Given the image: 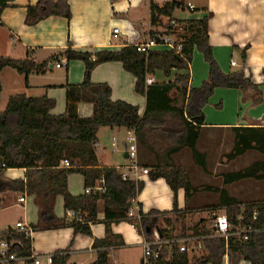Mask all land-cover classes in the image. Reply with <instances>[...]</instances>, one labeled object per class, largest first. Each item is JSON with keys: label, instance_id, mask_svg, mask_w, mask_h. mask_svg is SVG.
<instances>
[{"label": "trees", "instance_id": "trees-1", "mask_svg": "<svg viewBox=\"0 0 264 264\" xmlns=\"http://www.w3.org/2000/svg\"><path fill=\"white\" fill-rule=\"evenodd\" d=\"M116 2V0H112ZM14 0H0V19L3 12ZM184 9L181 2H167L160 7L151 5L150 23L160 26L163 18L170 19L166 25L167 35H171V24L176 11ZM60 16L70 21L72 13L67 0H40L36 7H29L27 25L34 26L50 17ZM212 14L196 21L183 23L185 36L180 55L173 51H153L140 53L136 46H127L120 51H100L97 53L74 51L69 48L64 56L68 63L81 61L85 65L84 81L67 89V110L62 116H53L51 111L55 102L47 97L28 98L25 95L12 96L7 109L0 113V162L9 169H26L28 188L37 194L41 207V225L43 228L71 227L75 235L92 237L90 224L98 221L99 207L103 204L106 237L95 239L93 248L98 253L94 264H109V251L120 247L124 242L112 232V224L127 221L134 200L145 188L143 181L125 179L115 167L97 168L98 132L102 128L133 129L138 143L155 157V165L149 171V179H164L174 193L172 214L178 213V192L184 190L189 202L197 193L190 175L182 166L176 165L174 156L188 149L194 163L208 173L206 155L200 153L197 145L205 124L204 108L218 88L239 90L244 100L259 105L263 101L261 86L254 84L244 73L226 74L214 58L209 42V21ZM0 21V26H1ZM154 33H152L153 35ZM203 54L209 65V77L201 87H191L190 65L194 52ZM246 52L242 54L246 61ZM118 62L135 79V92L146 97V109L142 116L139 108L125 102L112 101V89L107 84L92 83L94 69L104 63ZM49 62L37 64L27 57L13 60L0 57V99L3 91L1 73L5 68H12L28 77L30 74H43ZM174 81L164 84H146L147 77L162 72ZM264 74V69H263ZM80 103L94 105L95 113L91 118H80L77 107ZM234 148L229 155L231 160L248 152L264 154V127L234 128ZM87 158V161L85 160ZM64 161H69L70 168H61ZM1 173V172H0ZM82 174L89 193L73 196L68 189V176ZM264 180V161H258L249 167L224 176V184L230 185L245 180ZM104 180L103 189L95 191L97 182ZM23 187V182L20 183ZM220 194L221 203L227 207V216L235 226L246 227L251 224L257 232L248 240L236 236L228 239L214 236V227H197L192 230L193 237L202 238V255L190 258L188 252L180 253L172 247L171 259L166 260V250L156 264H222L228 256L230 264L247 261L250 264H264V202L247 204L241 209L237 200L230 198L225 189H212ZM58 196L64 198L66 212L74 213L71 219L57 220L54 217V203ZM227 200L229 202H227ZM162 215V220L171 228L173 219L167 213L150 211V216ZM258 220L253 222L254 215ZM154 219L145 218L140 227L150 225ZM129 223V222H128ZM139 227V225L137 226ZM162 231L164 239L171 238L170 229ZM37 229V228H36ZM188 231V230H187ZM7 232V234H6ZM10 232V233H9ZM9 233V234H8ZM147 241L152 235L144 230ZM183 232L180 238H186ZM13 242V252L18 257H30L33 252L32 240L15 233L12 228L0 231V241ZM21 243V245H20ZM70 248L57 251L50 264H68ZM15 264V263H13Z\"/></svg>", "mask_w": 264, "mask_h": 264}, {"label": "crops", "instance_id": "crops-1", "mask_svg": "<svg viewBox=\"0 0 264 264\" xmlns=\"http://www.w3.org/2000/svg\"><path fill=\"white\" fill-rule=\"evenodd\" d=\"M71 9L72 18L67 20L60 16H50L34 26L27 25V16L29 7H36L40 0H14L1 16L0 26V57L13 60H24L27 57L34 60L37 64L48 61L49 66L43 74H30L28 77L19 74L12 68H5L1 73V82L3 91L0 99V113L7 109L9 99L16 95H25L28 98L47 97L55 102V107L51 111L53 116H62L67 110V89L72 85H80L84 81L85 65L81 61H71L67 67L57 68L56 64L62 62L65 52L71 48L74 51L97 53L100 51H120L127 46H138L146 42L152 33H166V25L170 19L163 18L160 26L152 27L150 23L152 3L162 7L167 2H181L184 9L176 11L173 15L174 21L171 24V36L176 40L183 42L187 31L183 23L186 21H196L202 19L207 14H212L209 21V42L213 49L215 60L218 62L222 71L226 74L235 73L234 69L239 68L250 78L254 84L260 85L264 95V0H67ZM192 4L195 9L190 10L188 4ZM114 29H119V35L115 37ZM187 35H189L187 33ZM153 51H168L166 47H158ZM246 52V61L241 63L242 54ZM236 62V66L231 63ZM180 71H173L171 78L164 76L162 72H157L153 77L154 84H164L174 81L175 75ZM191 87L199 88L208 80L209 65L204 60V56L195 50L193 61L190 65ZM150 77H147L150 78ZM146 79V80H147ZM136 79L128 73L123 65L118 62L104 63L98 65L92 73V83L107 84L112 89V101L125 102L139 108V115L142 116L146 109V97L138 95L135 92ZM153 84V85H154ZM151 86V85H148ZM5 93L11 95L6 101L3 99ZM241 92L236 89L218 88L210 101L212 105L218 102L222 106L219 112L213 111L210 105H207L203 112L205 115V124L197 145L200 153L206 155L208 164V173L213 165L216 169L228 168V164H222L220 161L215 164L212 161L209 149H215L216 155H222V148L226 144L225 139H230L234 148L235 134L234 128L264 127V100L262 105L256 110L250 109L242 118L243 114L237 113L238 98H241ZM228 102L233 103V112L226 109ZM214 103V104H213ZM229 106V105H228ZM77 113L80 118H91L94 113V105L90 103H80L77 107ZM102 130H108V140L111 142L112 153L109 154L108 147L104 146L101 137ZM131 129L125 128H102L98 132V144L96 145L98 156V167H115L120 173H129L135 177L131 171V159L129 158V146L127 141ZM122 131H125L122 133ZM201 142V143H200ZM231 150V152H232ZM231 152L229 154H231ZM250 153V152H248ZM248 153L233 159H241ZM254 153V152H251ZM183 154L191 156L186 149L180 154L174 156V161L179 163V157ZM264 161V154H259ZM228 158V157H227ZM87 161V158H85ZM178 160V161H177ZM128 161V163H123ZM227 161V160H226ZM227 163V162H225ZM155 165V157L147 149L142 148L137 143V166L139 169H148ZM194 165H196L194 163ZM251 165V164H250ZM197 166V165H196ZM198 167V166H197ZM61 168H65L63 163ZM200 168V167H199ZM201 169V168H200ZM215 169V168H214ZM0 211L11 202L6 201L9 191H22L24 196L17 199L21 204L23 213L17 217L10 228H15L18 223H24L35 229L32 236V254L40 257L43 262H50L51 257L61 250L70 248L68 264H94L98 259V253L93 248L95 239H104L106 237L105 219L103 213V204L99 207L98 221L91 223L92 237L85 235H75L71 227L61 228H43L41 231V207L38 204V196L32 193L27 184L26 169H9L0 171ZM238 171H231L227 174ZM223 174V173H221ZM220 174V175H221ZM224 175V176H225ZM223 176V177H224ZM264 183L250 179L242 185L241 182L230 184L229 186L206 187V190L215 193L218 198L207 208L190 206L191 200L186 199V192L182 189L178 192L179 212L172 214L174 207V193L164 179L151 181L149 175L139 174L137 181H143L145 188L142 193L134 200L132 210L136 215L141 214L145 218L154 219L150 225L133 228L130 223L123 221L112 224V232L119 236L124 242L123 246L111 248L109 251V264H142L144 245L147 241L144 230L152 235L151 240L158 237L163 240L171 238H180L183 232H187V237L192 236V230L197 227H213V221L210 217L212 211L227 215V207L221 203L220 194L212 189H225L230 198L235 199L243 207L247 204L264 202L257 200V196L246 201H241L238 197L245 191L257 192L258 185L255 187L252 181ZM247 181V180H245ZM250 181V182H249ZM23 182V187L20 183ZM193 184V183H192ZM224 184V183H223ZM246 184V185H244ZM240 186L238 193H233L229 188L231 186ZM244 185V187H243ZM100 187V181L97 182ZM194 186V185H193ZM249 186V187H247ZM195 188V187H194ZM68 189L73 196H81L87 193L85 187V178L82 174L74 173L68 176ZM196 189V188H195ZM197 190V189H196ZM182 193V194H181ZM12 196V194H11ZM238 196V197H237ZM29 197V198H27ZM182 198V201H181ZM24 199V201H21ZM37 212L29 213L33 207L30 206V200ZM16 200V199H15ZM227 202H229L227 200ZM18 206V205H17ZM11 207H14L12 205ZM140 207L139 213L137 208ZM34 209V211H35ZM203 209H208L209 218L205 219L201 215ZM152 210L161 213H167L173 219V226L169 228L162 220L163 214L150 216ZM54 220L73 218L64 208V198L58 196L54 203ZM199 216V217H198ZM39 229L37 231V229ZM170 229L171 238L164 239L162 231ZM188 230V231H187ZM1 231V230H0ZM166 260L171 259L172 247L165 246ZM203 251L191 253L190 258L199 257ZM199 253V255H197ZM193 254V257H192ZM30 263V262H29ZM18 262L15 264H29ZM222 264H230L228 256H225ZM240 264H250L242 261Z\"/></svg>", "mask_w": 264, "mask_h": 264}, {"label": "built area", "instance_id": "built-area-1", "mask_svg": "<svg viewBox=\"0 0 264 264\" xmlns=\"http://www.w3.org/2000/svg\"><path fill=\"white\" fill-rule=\"evenodd\" d=\"M188 7L190 10L195 9V7L190 3L188 4ZM114 35L115 37L119 35V29H114ZM136 47L138 48V51L140 53H150L152 50L158 47H166L169 51H173L177 55H180L183 48V42L176 41L171 35H167L166 33L155 32L146 40L144 44L138 45ZM231 65L236 66L237 63L232 62ZM67 66L68 61L66 57L63 58L62 62L56 64L57 68ZM154 83L155 79L153 77H150L146 80L147 85H153ZM127 141L130 144L128 152L129 158L131 159V171L135 173V177H131L130 174L127 172L122 173L123 178L137 180L139 178V174L149 175L148 169H139L137 166L138 139L135 130H130ZM63 166L65 168H70L71 164L69 161H64ZM4 170H6V165L0 162V171ZM100 184L101 186L97 187L95 191H101L103 189L104 180H101ZM90 191V189H87V193H89ZM21 201H24V199H21ZM137 210L139 213L141 212L140 207H138ZM70 215L74 217V213H70ZM210 217L213 221L214 236L216 237H223L225 239H228L231 236H236L240 240L246 241L248 240L251 234L257 232L254 228V223L246 227L235 226L232 224L226 214H219L216 211H212L210 213ZM142 219L143 216L141 214L136 215L133 210L129 212L127 217V221L131 224L133 228H136L138 226L137 222L141 221ZM257 220L258 217L257 214H255L253 217V222ZM13 231L15 233L24 235L28 239H32L35 229L24 223H18L15 228H13ZM201 240L202 238L193 236L184 239L171 238L169 240H163L158 237L157 239L152 240L151 242L149 241L145 243L142 264H156L161 259L162 251L167 245H169L170 247L176 246L180 253L188 252L189 254H191L197 251H203ZM13 244V242L10 243L5 240L0 241V264H13L18 263L20 261L25 263L30 262L29 264H50V262H43L40 257H35L33 254L27 258L18 257L17 254L14 253L12 250Z\"/></svg>", "mask_w": 264, "mask_h": 264}, {"label": "rangeland", "instance_id": "rangeland-1", "mask_svg": "<svg viewBox=\"0 0 264 264\" xmlns=\"http://www.w3.org/2000/svg\"><path fill=\"white\" fill-rule=\"evenodd\" d=\"M241 63L243 64V60H241ZM240 71L241 70L239 68H236L233 70V72H235V73L240 72ZM236 91H238L240 93L239 90H236ZM261 91H263L262 88H261ZM262 94H263V92H262ZM10 96L11 95H8V93H5L3 96V99H5L7 101ZM241 96H242L241 98H238L237 113L239 112L240 114H243L242 118L246 115V113L250 109L256 110L260 107V105H262V103L259 105H253V102L251 100H249L250 97L247 96L248 100H244L242 94H241ZM263 100H264V95H263ZM207 105H210L211 106L210 108L215 112H219L222 110V106L220 105L219 102L214 106L212 105L211 102H208ZM228 105L226 106L227 111L233 112L234 107H235L233 105V103L228 102ZM233 115H234V112H233ZM263 119H264V117H263ZM243 120H244V118H243ZM104 131H108V130H102V132H101L103 144H104V146L108 147L109 154L111 155L112 148L110 145L111 142H110V140H108L109 133L104 132ZM124 132L125 131H122V133H124ZM225 142H226V144L221 149L222 150L221 156L216 155L214 153L215 149H209V152L211 153L212 161L215 162V164L220 161L224 165L228 164L229 167L224 168V169H216V167L213 165V167L215 169L212 168L210 170L211 173L209 175H205V172L202 169H200L199 167L194 165V163L192 162L191 156L189 157V156H187V154H183L178 158L180 162L179 163L177 162L176 165L182 166L186 169V171L190 175V178H191V181H192L194 187L197 189V193L195 194L194 198L191 200L190 206H192L194 208H197V207L207 208L209 206V204H213L215 202V200H217L218 196L215 193L207 191L206 187H208V186H212V187L229 186V185L223 184L224 183V177L223 176L226 173H229L231 171H241V170L249 167L250 164H252V162H254L255 160L261 159V156L259 155L260 153H258V152L251 153L250 152V153H248L247 156H245L241 159H237L236 162H234V160H231L229 158V155H230L229 153L232 150L233 143H231V140L228 138L225 139ZM263 159H264V157H263ZM225 162H227V163H225ZM123 163H128V161H124ZM221 173H223V174H221ZM246 182H248V180L244 181V183H246ZM242 184H243V182L239 183L238 185H242ZM251 184L253 185V187H255L256 184L259 186L257 192L255 191V189L252 190L253 193L249 192V190H248V191H245L243 194L240 195L239 194V191L241 190L240 186H236V185L234 186L233 185L229 189L233 193L234 192L238 193V195H240V197H238V196L237 197L241 201H246L247 199H251V198H254L256 196H257V198H256L257 200H263L264 199V183L252 181ZM244 185H246V184H244ZM244 185H243V187H244ZM247 187H249V186H247ZM11 194H12V196H11ZM7 195H9V196H6V201L9 200L11 202V204H10V206H6V208L4 210L0 211V230L1 231L6 230L8 228V225L14 224V222L17 220V217L20 215L19 213H23L22 206L17 201V199L24 196L23 192L18 191L17 193H15V191H9ZM27 198H29V197H27ZM181 201H182V198H181ZM30 202H31L30 206L33 207V209L29 210L28 212L29 213H39L34 208V206L32 204L33 203L32 199L30 200ZM12 205H14V207H11ZM243 207H241V209H243ZM34 209H35V211H34ZM195 213H202L201 215L203 216V218H205V219L209 218L208 209H203L202 212L198 211ZM38 230L39 229H37V231ZM39 231H41V230H39ZM197 255H199V253ZM200 255H202V254H200ZM192 257H193V254H192Z\"/></svg>", "mask_w": 264, "mask_h": 264}]
</instances>
